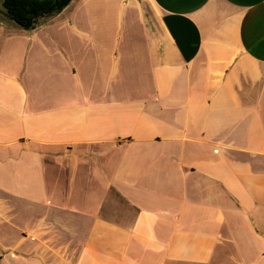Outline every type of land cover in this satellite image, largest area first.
Instances as JSON below:
<instances>
[{"label":"crops","instance_id":"1","mask_svg":"<svg viewBox=\"0 0 264 264\" xmlns=\"http://www.w3.org/2000/svg\"><path fill=\"white\" fill-rule=\"evenodd\" d=\"M0 264H264V0H0Z\"/></svg>","mask_w":264,"mask_h":264},{"label":"trees","instance_id":"2","mask_svg":"<svg viewBox=\"0 0 264 264\" xmlns=\"http://www.w3.org/2000/svg\"><path fill=\"white\" fill-rule=\"evenodd\" d=\"M71 0H2L4 14L19 26L31 30L60 13Z\"/></svg>","mask_w":264,"mask_h":264}]
</instances>
